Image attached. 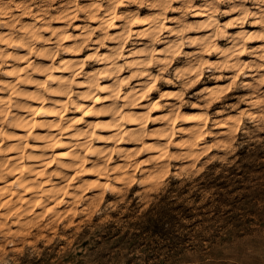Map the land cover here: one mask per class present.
Listing matches in <instances>:
<instances>
[{
  "label": "clouds",
  "instance_id": "9594fccd",
  "mask_svg": "<svg viewBox=\"0 0 264 264\" xmlns=\"http://www.w3.org/2000/svg\"><path fill=\"white\" fill-rule=\"evenodd\" d=\"M0 264H264V0H0Z\"/></svg>",
  "mask_w": 264,
  "mask_h": 264
}]
</instances>
